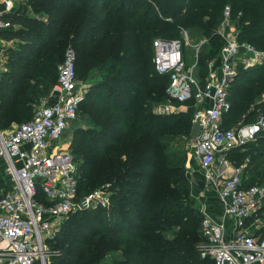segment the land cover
Instances as JSON below:
<instances>
[{"label":"trees","instance_id":"16d2710c","mask_svg":"<svg viewBox=\"0 0 264 264\" xmlns=\"http://www.w3.org/2000/svg\"><path fill=\"white\" fill-rule=\"evenodd\" d=\"M28 1L48 18L13 12V25L0 32L17 40L0 79V127L28 118L29 103L50 93L71 43L78 78V68L84 79L93 71L100 75L79 106L92 126L88 132L76 130L69 144L78 164L77 199L101 188L110 192L112 203L110 215L102 206L71 212L49 241L57 248L51 264H101L115 250L120 251L115 264H215L201 255L204 214L188 202L186 166L169 148V137H193L194 112L190 106L155 110L179 103L167 91L170 74L155 68L153 40L181 37L182 27L198 28L209 37L200 56L205 71L224 43L216 28L227 4L235 18L240 15V40L264 49V0ZM263 93L264 63L241 68L222 126L229 129L264 114ZM225 157L235 165L248 159L244 183L264 185V129Z\"/></svg>","mask_w":264,"mask_h":264},{"label":"built area","instance_id":"2783aa9c","mask_svg":"<svg viewBox=\"0 0 264 264\" xmlns=\"http://www.w3.org/2000/svg\"><path fill=\"white\" fill-rule=\"evenodd\" d=\"M13 6L14 0H0V32L13 25ZM239 16L225 5L216 30L224 39L221 63L216 67L209 62L205 83L197 75L198 61L188 59L183 38H155L153 63L158 72L170 74L167 91L179 104L192 98L201 104L195 118L203 117V128L193 136L194 154L216 188L225 215L234 220L233 234L227 237L225 225L204 214L201 255L215 264H264V185L244 183L248 159L235 165L225 157L231 147L264 129L263 113L250 123L222 126L223 113L230 107L229 90L240 69L264 63V49L240 40ZM3 38L0 35V79L5 71ZM76 62V50L68 47L57 82L40 99L31 119L10 130L0 127V264H51L49 241L64 219L75 210L110 203V192L101 188L77 199L78 164L69 147L58 148L65 130L78 118L86 93L79 85ZM176 105L159 104L155 110L169 113ZM218 154L226 165L221 169L214 168Z\"/></svg>","mask_w":264,"mask_h":264},{"label":"rangeland","instance_id":"374dc122","mask_svg":"<svg viewBox=\"0 0 264 264\" xmlns=\"http://www.w3.org/2000/svg\"><path fill=\"white\" fill-rule=\"evenodd\" d=\"M13 10L15 13L19 14L17 16H21L23 18H29V17H36L37 19L44 18L47 19L48 16L47 15H43L40 12L37 13L35 11L34 6L32 5V3H30L28 0H14V6H13ZM17 26V25H16ZM218 28V27H217ZM216 28V29H217ZM189 35V37L187 36V34ZM180 35L181 37H172V38H183L186 41V46H185V51L186 54L188 56V59L190 61H198L197 64V75L199 76V79L202 80L205 83V79L207 76V71H208V65H207V69H205V71L203 70V68L201 67L200 64V56L201 54L207 50V48H209V37L204 35L202 33V31H200L198 28L195 27H191V28H187V27H182L181 31H180ZM207 37V41L202 42V40ZM201 47H200V51L198 52V54L196 53V49L198 47V44L201 43ZM15 45H17V40L16 39H11L8 40L6 38H3L2 41V46H3V57H4V69L8 70L9 66H8V59H9V52L8 49L10 47H14ZM73 45L70 43H68V45L65 48V52L67 50L68 47H72ZM220 53L218 55H215L213 57H211L208 60V64L210 61L214 62V65L216 67L220 66L221 60H220ZM60 65V63H59ZM58 65V67H59ZM59 70V68H58ZM79 70V85L80 87L83 89V93H85V89H87L90 85L93 84V82H95V80L99 79V73L97 71H93L90 76H88L87 79H84L83 75H80V69ZM205 73V74H204ZM101 78V77H100ZM85 87V88H84ZM259 100H264V93L261 95ZM40 100H33L31 101L29 104L31 106L30 109V116L26 119H19V118H15L10 120L7 124H5L3 126L4 129L10 130L12 128H14L16 125L28 121L31 119L32 115L34 114L38 104H39ZM168 103H174L173 101L168 102ZM195 105H200L198 104V102H196V100H187L186 102L182 103V104H178L175 106L176 110L178 111L179 109H187V107L189 106H195ZM195 115V114H194ZM92 126V122H91V118L89 116L88 113H85L83 111V108L79 114V118H77L76 120L72 121L70 126L65 130L63 136L61 137V139L59 140V144H58V148H60L59 146H61V148H67L70 147V144L74 138L75 135V131L78 129H81L83 132V129L85 128V130L88 132L90 130ZM171 139L170 141V152L175 154L176 156H178L179 160L184 161V164L188 163V160H192L193 161V165L195 166L196 169V174L193 173V177L191 178V182L189 180V192H188V202L193 205L194 207H196L197 209L201 210V206H202V202L195 198V192H194V186L196 187V192H206L207 194H214L213 190V185L206 179L205 175L203 174L204 171L202 170L200 163L198 160H196L193 156H194V150H195V139L194 137H190V136H185V135H177L174 138L169 137ZM79 161V160H78ZM80 162V161H79ZM224 160L222 158V155L220 154L217 158V161L214 165V167L216 169H221L223 166ZM186 174V173H185ZM198 174V175H197ZM99 188L93 190V191H97ZM92 191V192H93ZM193 193V195H192ZM98 206H102V205H98ZM112 206V203L110 202L107 206H102L106 208L107 214L110 215V207ZM97 207V206H94ZM93 220V219H92ZM205 241H200L199 244L202 247V245H204ZM51 249V257L52 254H55L57 251V248H53L52 246H50ZM117 257H120V251H111L108 252L107 254H105L103 260L101 261V264H115V260Z\"/></svg>","mask_w":264,"mask_h":264},{"label":"crops","instance_id":"0c3cea01","mask_svg":"<svg viewBox=\"0 0 264 264\" xmlns=\"http://www.w3.org/2000/svg\"><path fill=\"white\" fill-rule=\"evenodd\" d=\"M198 108L199 107L197 105L190 106V109H191V111L194 112V114H195V112H197ZM179 110H183V109H179ZM194 119H195V115H194L193 120ZM219 155L220 154H218V156ZM218 156H217V158H218ZM193 157L196 160L199 161V159L195 156V154H194ZM217 158H216V160L214 162V165H215V163L217 161ZM199 163H200V161H199ZM229 163L232 164L231 161ZM193 164L194 163H193V161L191 159L188 160V163L185 164V166H186V175H187L188 179L190 180V182L192 180L191 178L193 177V173L196 174V169H195V166ZM200 166H201L202 170L204 171V168L202 167L201 163H200ZM223 166L226 167V165H224V164H223ZM203 174L205 175V173H203ZM213 188H214V190H213L214 194L210 195V194H207L206 192H201V193L200 192H196L195 191L196 187L194 186V192H195V195H196L195 198L199 199L202 202L201 203L202 204L201 211L203 212V214H206L209 217L213 218L216 222L223 223L225 225L224 226L225 235L227 237H230L233 234L234 220L231 217L225 215L224 210H223V206H222V202H221V200L219 198L218 192H217V190H216V188L214 186H213ZM192 195H193V193H192Z\"/></svg>","mask_w":264,"mask_h":264},{"label":"water","instance_id":"95a60500","mask_svg":"<svg viewBox=\"0 0 264 264\" xmlns=\"http://www.w3.org/2000/svg\"><path fill=\"white\" fill-rule=\"evenodd\" d=\"M203 128V117L201 115H198L194 120L191 127V134L193 136H197L201 133ZM80 206L83 208L84 205V199L80 201Z\"/></svg>","mask_w":264,"mask_h":264}]
</instances>
